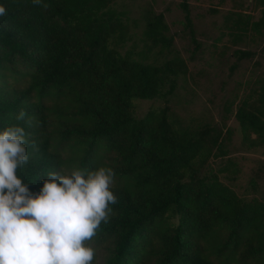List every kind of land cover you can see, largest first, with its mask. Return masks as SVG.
Returning a JSON list of instances; mask_svg holds the SVG:
<instances>
[{"label":"trees","instance_id":"obj_1","mask_svg":"<svg viewBox=\"0 0 264 264\" xmlns=\"http://www.w3.org/2000/svg\"><path fill=\"white\" fill-rule=\"evenodd\" d=\"M118 1L0 0L8 13L0 17V130L18 124L35 142L18 176L35 194L50 172L112 168L118 202L92 238L112 244L108 264H253L264 253V204L239 198L221 181L225 167L208 163L222 133L177 129L168 108L132 112L134 100L172 97L188 67L122 54L129 27ZM182 8L192 29L187 0ZM253 28H264V17ZM169 31L163 14L147 16L154 47H172ZM261 102L236 113L249 147L264 146V91ZM21 110L30 124L15 120Z\"/></svg>","mask_w":264,"mask_h":264},{"label":"rangeland","instance_id":"obj_2","mask_svg":"<svg viewBox=\"0 0 264 264\" xmlns=\"http://www.w3.org/2000/svg\"><path fill=\"white\" fill-rule=\"evenodd\" d=\"M187 1L194 33L186 22L184 0H119L115 4L129 27L128 37L119 47L122 54L159 66L179 58L188 67L187 75L179 77L172 97L134 100L132 112L140 118L151 110L168 108L170 121L177 129L194 133L217 129L224 139L222 149L212 147L208 163L225 167L221 181L239 198L264 204V146L249 147L236 119L245 102L262 104L264 28H253L264 17L261 0ZM149 14L164 15L170 28L168 35L173 38L170 49L154 47L147 40ZM240 50L249 51L251 56L239 59ZM10 81L14 86L27 85L25 81ZM74 169L77 167L66 168L64 172L68 175ZM177 219L172 216V223L177 224ZM232 237L228 232L226 240ZM88 243L95 251L97 264H108L112 244L103 239ZM259 258H264V253L249 261L259 264Z\"/></svg>","mask_w":264,"mask_h":264},{"label":"clouds","instance_id":"obj_3","mask_svg":"<svg viewBox=\"0 0 264 264\" xmlns=\"http://www.w3.org/2000/svg\"><path fill=\"white\" fill-rule=\"evenodd\" d=\"M7 14L0 5V17ZM26 115L21 110L15 120L30 124ZM29 146L35 142L24 127L0 130V264H92L95 251L88 242L118 202L111 190L115 171L50 172L34 194L18 176L30 161Z\"/></svg>","mask_w":264,"mask_h":264}]
</instances>
